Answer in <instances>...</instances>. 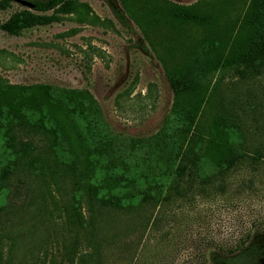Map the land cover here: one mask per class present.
Masks as SVG:
<instances>
[{
	"label": "rangeland",
	"instance_id": "rangeland-1",
	"mask_svg": "<svg viewBox=\"0 0 264 264\" xmlns=\"http://www.w3.org/2000/svg\"><path fill=\"white\" fill-rule=\"evenodd\" d=\"M76 1L77 10L59 14V21L18 35L0 30V83L87 90L102 125L125 148L159 128L173 96L163 69L181 66L207 33L189 23L155 20L159 9L175 2L225 10L222 26L235 35L245 16L238 0ZM110 4L122 11L125 24ZM24 7L11 1L0 8V22ZM200 113L205 125L226 117L240 128L245 155L223 179L195 181L186 195L144 203L137 214L107 215L94 232L100 239L95 254L85 240L87 228L62 221L58 193L17 168L0 192V264H69L64 246L75 238L71 264H213L210 252H226L264 232V69L244 78L226 73ZM58 123L68 136L64 143L82 158L75 125L62 116ZM8 159L0 146V168Z\"/></svg>",
	"mask_w": 264,
	"mask_h": 264
},
{
	"label": "trees",
	"instance_id": "trees-1",
	"mask_svg": "<svg viewBox=\"0 0 264 264\" xmlns=\"http://www.w3.org/2000/svg\"><path fill=\"white\" fill-rule=\"evenodd\" d=\"M11 1L0 0V8ZM127 1L121 0L123 5ZM238 1L245 5V16L237 35L222 26L225 10L175 2L159 9L155 20L189 23L207 33L181 66L163 69L172 103L159 128L135 141L137 148H125L118 136L110 135L101 123L99 105L85 89L0 83V146L9 155L0 168V192L17 168L40 176L42 187L58 193L62 221L87 228L85 240L96 254L100 239L94 232L103 227L107 215L137 214L144 203L186 195L195 181L223 179L245 155L241 131L226 117L203 124L200 109L226 73L244 78L264 69V0ZM30 2L32 8L15 10L1 21L0 30L18 35L26 28L59 21V14L80 6L76 0ZM110 9L119 22H127L118 7L110 4ZM212 77L215 80L209 85ZM60 116L75 125L72 131L80 159L64 143L68 136L58 123ZM71 244L64 246L69 264L77 252V239ZM209 260L264 264V232H253L226 252H210Z\"/></svg>",
	"mask_w": 264,
	"mask_h": 264
},
{
	"label": "water",
	"instance_id": "water-1",
	"mask_svg": "<svg viewBox=\"0 0 264 264\" xmlns=\"http://www.w3.org/2000/svg\"><path fill=\"white\" fill-rule=\"evenodd\" d=\"M14 1L20 3L21 5L29 8V9L32 8V5H33L30 1H27V0H14Z\"/></svg>",
	"mask_w": 264,
	"mask_h": 264
}]
</instances>
